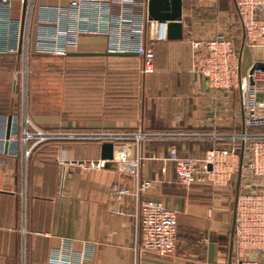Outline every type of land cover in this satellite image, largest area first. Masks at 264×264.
Here are the masks:
<instances>
[{"label":"crops","instance_id":"obj_1","mask_svg":"<svg viewBox=\"0 0 264 264\" xmlns=\"http://www.w3.org/2000/svg\"><path fill=\"white\" fill-rule=\"evenodd\" d=\"M67 5V0H38L32 44L39 10ZM226 5L227 0H183L181 39L151 41L154 25L147 22L145 6L139 4L129 20L145 25V42L154 53L151 73H143V59L136 54L69 56L106 53V46L112 42L105 35H79L78 48L70 49L65 57L90 59V95L82 96L81 104L67 119L37 126L60 131L164 135L114 145L108 168L93 170L71 163L101 160V144L82 141L38 145L23 166L19 155L4 151L7 120L15 113L2 110L0 87V264H58L52 262L54 257L72 260L71 264L234 261L231 228L235 202H230L228 193L209 186L181 185L168 160L172 149L181 156L203 158L214 146L209 140L176 138L180 134H237L243 130L237 94L212 90L201 72V55L194 56L192 49V42L215 37L224 30L234 35L235 29L224 15ZM10 17L15 22L22 19L20 0H11ZM238 29L241 37L242 29ZM87 44L101 48L87 50ZM244 51L249 58L245 69ZM240 55L244 73L255 54L240 47ZM132 163L136 165L132 167ZM238 176L239 172L232 178L236 192ZM117 189L125 194L117 196ZM145 201L159 202L176 213V246L171 255L160 256L142 247L135 216Z\"/></svg>","mask_w":264,"mask_h":264},{"label":"built area","instance_id":"obj_2","mask_svg":"<svg viewBox=\"0 0 264 264\" xmlns=\"http://www.w3.org/2000/svg\"><path fill=\"white\" fill-rule=\"evenodd\" d=\"M67 8H41L40 19L30 43L37 0H20L22 19L10 17L11 0H0V56L27 57L30 44L36 54L65 56L78 48L82 34L105 35L112 39L106 53H133L143 59V73L152 72L154 53L145 42V25L129 18L139 4L147 0H67ZM236 10L242 36L237 39L229 30L215 37L192 42L194 56L201 55V72L208 86L226 95L237 94L243 130L240 133L180 134L181 140L204 139L214 146L203 158L169 152L177 181L184 186L203 185L228 193L232 178L239 172V186L234 214V263L264 264V69H250L264 63V0H231ZM148 22V21H147ZM76 23V26L72 25ZM154 25L151 41H166L167 23ZM240 47L255 54L247 70L241 69ZM164 135H146L143 132H82L44 130L34 125L27 115L19 121L11 116L7 149L14 157L20 156L25 166L36 146L45 143L97 142L113 145L139 142L146 138L161 139ZM241 145L238 146L235 143ZM226 145H223L225 144ZM242 150V161L240 159ZM65 163V161H62ZM88 169H103L105 161L71 162ZM132 163V167L135 166ZM117 196L125 191L117 189ZM136 224L142 236V247L160 256L171 255L176 246V213L161 203L145 201L139 204ZM58 264L72 260L52 258Z\"/></svg>","mask_w":264,"mask_h":264},{"label":"rangeland","instance_id":"obj_3","mask_svg":"<svg viewBox=\"0 0 264 264\" xmlns=\"http://www.w3.org/2000/svg\"><path fill=\"white\" fill-rule=\"evenodd\" d=\"M226 7L227 14L224 15L227 17V22L232 24L231 28L235 29L234 37L239 39V24L231 0H227ZM30 40H32L31 37ZM84 46L87 50L101 48L94 44ZM0 60L2 61V82L0 85L2 110L15 113L19 121L25 115L36 126L44 121L54 122L67 119L73 113L75 106L81 104L82 96L90 95L92 78L90 59L36 54L30 44L27 57L20 56ZM248 61V53L244 51L242 54L244 69L247 67ZM228 196L230 202L236 201L234 181ZM232 207L231 204L230 213ZM193 236L192 234V239ZM229 238V234L226 235L225 248H228ZM233 263L232 260L231 264Z\"/></svg>","mask_w":264,"mask_h":264},{"label":"water","instance_id":"obj_4","mask_svg":"<svg viewBox=\"0 0 264 264\" xmlns=\"http://www.w3.org/2000/svg\"><path fill=\"white\" fill-rule=\"evenodd\" d=\"M182 4L183 0H147V21L167 23V38L169 40H178L182 37ZM131 56L132 53L125 54H110V53H71L69 56L86 57V56ZM264 69V63H256L249 71L252 73L254 70ZM11 116L7 120L5 139L8 140L10 136ZM7 142L5 143V150L7 149ZM241 150V161H242ZM114 158V145L112 143L101 144L100 159L105 161L104 168H108ZM240 176V174H239ZM238 176V186H239ZM238 192V189H237ZM236 192V195H237ZM234 222L231 228V244L233 241Z\"/></svg>","mask_w":264,"mask_h":264}]
</instances>
